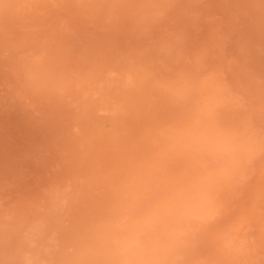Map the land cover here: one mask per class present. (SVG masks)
<instances>
[{
	"label": "bare ground",
	"instance_id": "bare-ground-1",
	"mask_svg": "<svg viewBox=\"0 0 264 264\" xmlns=\"http://www.w3.org/2000/svg\"><path fill=\"white\" fill-rule=\"evenodd\" d=\"M208 1L0 0L5 106L52 151L14 155L31 184L1 153L0 264H264L263 1Z\"/></svg>",
	"mask_w": 264,
	"mask_h": 264
},
{
	"label": "rangeland",
	"instance_id": "rangeland-1",
	"mask_svg": "<svg viewBox=\"0 0 264 264\" xmlns=\"http://www.w3.org/2000/svg\"><path fill=\"white\" fill-rule=\"evenodd\" d=\"M206 1H208V0H206ZM214 1H215V0H214ZM214 1H213V0H212V1L209 0V1H208V4H209V8L211 7L212 12L215 13V12L220 8L221 3H220L218 0H216L218 3H215L216 1H215V2H214ZM262 1H263V2H261V3H262L263 5H261V6H263V7H261V8L263 9V8H264V0H262ZM209 2H210V3H209ZM211 3H212V4L214 3V4L211 5ZM219 3H220V4H219ZM255 3H257V2L255 1ZM255 3H254V4H255ZM258 3H259V1H258ZM258 3L255 4V6H256V5H259ZM261 3H260V4H261ZM215 4H216V5L219 4V6H216V7H217V8H216V7H214ZM207 6H208V5H207ZM209 8H208V9H209ZM261 8H260V9H261ZM211 9H210V11H211ZM216 9H217V10H216ZM260 9H259V10H260ZM262 9H261V11H259V12L262 13V11H263ZM214 10H216V11H214ZM257 11H258V10H257ZM253 15H254V14H253ZM251 16H252V15H251ZM249 28H250V27H249ZM1 89H2V88H0V95H1V97L3 96L4 98L1 100V97H0V101H1L0 103H2V102L4 103V108H5L6 110L3 108L2 104H0V110L3 108V110L0 111V126H1V123H2L5 119L8 118L7 121H10L9 117H12V118H13V119L11 118V120H12L13 122L10 121V123H11V122H12L13 124H16V123H17V125H18V129L24 128V127H25L24 124H26L27 126L25 127L26 129H25V128H24V129H21V130H23V131H21V130L15 129V127H16L17 125H14V126H15V127H14L13 124H10V125H12V128H10L11 126L9 127V124H8V125H7V124H4V123L2 124V126L6 127V128L3 127L5 130L7 129L6 132H7V131H10L8 128L11 129L10 134H11V132H14V133H12V135L14 136V137L12 136V138H13L14 140L11 138V135L9 134V132H7L8 135H7L6 133H5V134H6L7 136L10 135V137H9V138H7V137L5 138V136H6V135H5V136H4V138H5L4 140H5V141H4L3 138H1V137H2V136H1L2 133L0 132V133H1V134H0V138H1V140H2V141L0 140V142H1L0 144H1V145L4 144V145L6 146L7 143H8V146H9V143H10L11 141H13L14 144H17V149H16L15 147H14V148H15V149H14L13 147H8V146H6V147L3 148V146H0V150H1L0 154L3 152L2 154L5 155V157H6V155H7V159H8L9 161H11V157L14 158V159H15V158L17 159L18 156L20 157L19 154H18L16 157H14V155L16 154V152H20V151H22V152H20V154L22 153V156H23V153L26 154V157H25L26 160H25V158H23L24 161H26V162H27V160H30V159L35 155V157H33V158H36V159L34 160V162H33V161H32L31 163H29V161L27 162L29 165L33 164V165L35 166V168H34V166L32 165L33 168H34V170H33V169L31 168V166H30V169H32V171H29V169H28L29 166H28V165H27L28 167L26 166V163H24L23 159L20 160L21 158H20V159L18 158L17 160H18V161L20 160V161H19V162L17 161V162H15V163H18V165H17V164H16V165L19 166L18 170H19V169H20V170L17 171V172L19 173V172L21 171L20 173L23 174L24 172L27 173L26 170H28V173H32V176H31V177H32L33 179H34L35 177L37 178L38 176L41 177L42 171L44 170L45 165H46V162H47L48 160H47V161H44V160H43V162H42V159H40L39 156L41 157L42 154H43V156H45V155H47V152H48V155H51V154H49V152L51 151V150H49L50 148H47V147L50 145V143H49V141H47V142L45 141V140H50V139L48 138V136H47L48 134L45 135L46 132L41 131V132H43V133H42L43 135H41V133H38V132H37V131H39L38 129L40 128L39 125H42V123H40V124L38 125L39 122L37 123L36 120H35V121L32 120V122L34 121V122H33L34 124H33L31 121H30L31 123L28 122V123H30V124H27V123H25V122L22 123L23 120H22V122H21L20 119H19V117H20L21 114L17 116V112H15V116L13 117V116H12V115H13V113H12L13 110L11 109V110H12V111H11V110L9 109V107L6 105L7 108L9 109V110H8V109L6 108V106H5V104L8 103V100H6L7 97H5V96H6V95L8 96V94L10 93L11 90H9L8 88H7V89H3V90H1ZM9 96H10V95H9ZM9 96H8V97H9ZM5 100H6V101H5ZM11 101L13 102L12 98H11L10 101H9V102H10V105H11ZM5 102H6V103H5ZM17 104H19V103H17ZM8 105H9V103H8ZM12 105H14V104H12ZM1 107H2V108H1ZM3 111H5L6 114H7L8 111H11V113L8 112L7 115H10V114H12V115L7 116L6 114H3ZM1 113H2V114H1ZM19 113H20V112H19ZM3 116H4V117H3ZM16 116H17V117H16ZM2 118H3L4 120H1ZM14 118H15V119L18 118L17 121H16ZM20 118H21V117H20ZM22 119H23V117H22ZM14 120H15V121H14ZM19 121L21 122L22 126L19 125V124H20ZM35 123H37V124L35 125ZM47 124H49V123H47ZM47 124H46V125L43 124V125H45V126L42 127V128H44V129H42V130H45V129L48 127ZM34 125H35V127H34ZM53 125H54V124H51V125L49 124V127H50V126H53ZM55 125H57V124H55ZM2 126H1V127H2ZM37 126H38V127H37ZM20 127H21V128H20ZM27 127H29V129H28ZM32 127H33V128H32ZM49 127H48V128H49ZM53 127H54L53 129H54V131H55V129H57L58 126H53ZM55 127H56V128H55ZM3 128H2V129H3ZM16 128H17V127H16ZM31 128H32V129H31ZM37 128H38V129H37ZM48 128H47V129H48ZM51 128H52V127H50V130H52L51 132L53 133V129H51ZM4 129H3V130H4ZM14 129H15L16 131H15ZM30 129H31V130H30ZM33 129H34V130H37V131L35 132ZM5 130H4V132H5ZM13 130H14V131H13ZM17 130H18V132H17ZM25 130H27V131H29V132H27V131H25ZM50 130L48 129L47 131L50 132ZM0 131H1V128H0ZM24 132H25V134H24ZM32 132H33V134H32ZM34 132H35V134H34ZM39 132H40V131H39ZM15 133H16V134H15ZM44 133H45V134H44ZM52 133H49V134H52ZM21 134H22V135H21ZM26 134H28V135H26ZM36 134H37V136H36ZM38 134L42 136V139H41V136L39 137L40 139L38 138V136H39ZM29 135H30V136H29ZM44 135H45V137H44ZM34 136L37 137V139H35V140H38V143H36V144H38V145H39V144H42V147H41L40 145H39V146L41 147L42 150H43V149L45 150V151L43 150L42 154L39 153L40 155H38V156H36V154H38V152H39L38 150H39L40 148H38V150H37V149L35 148V145H36L35 142H34V143H31V140H32V141L34 140V138H33ZM30 137H31V138H30ZM10 138H11V141L9 142ZM28 139H31V140H29V141H30V144H29ZM7 140H8V142H6ZM39 140H41L40 143H39ZM42 140H43V142L45 141L44 143H48V144H44V143L42 142ZM15 141H16V143H15ZM3 142H4V143H3ZM13 142H12V144H13ZM2 143H3V144H2ZM12 144H10V146H14V144H13V145H12ZM31 144H32V145H31ZM34 144H35V145H34ZM26 145H27L28 147L30 146L31 149H30V148H27ZM45 145H46V146H45ZM20 146H21V147H20ZM22 146H24V147L26 148V151H28V150L31 151V150H32V151H31L32 154H30V157H29L30 159H28V157H27V152L25 151V148H23ZM39 146H38V147H39ZM43 146H45L47 149H46L45 147H43ZM19 147L21 148V150H19ZM36 147H37V146H36ZM6 148H8V149H9V148H13V149H11V150L9 149L8 152H7V151H6ZM32 148L35 149V152H36V151H38V152H37L36 154H34L35 152H34V150H33ZM41 149H40V150H41ZM2 150H3V151H2ZM14 150H15V151H14ZM46 150H47V152H46ZM4 151H5L6 153H4ZM9 151H11V153H14V152H15V153H14V154H11ZM13 151H14V152H13ZM24 151H25V152H24ZM30 151H29V152H30ZM29 152H28V154H29ZM31 152H30V153H31ZM40 152H41V151H40ZM45 152H46V153H45ZM7 153H9L10 155L7 154ZM44 153H45V154H44ZM51 153H52V151H51ZM2 154H1V158H2V156H3ZM11 155H12V156H11ZM31 155H32V156H31ZM8 156H9V157H8ZM10 156H11V157H10ZM22 156H21V157H22ZM28 156H29V155H28ZM43 156H42V157H43ZM23 157H24V156H23ZM48 157H49V156L45 157V159H47ZM3 158H4V156H3ZM33 158H32V160H33ZM37 158H38V159H37ZM5 159H6V158H4V159H0V160H1V162H2V161H4ZM12 160H13V159H12ZM9 161H4L3 164H5V162H9ZM15 161H16V160H15ZM22 161H23V162H22ZM30 161H31V160H30ZM1 162H0V166H2ZM20 162L24 163L25 166H26L27 168H25V166H23V167L25 168L24 170H23L22 168H20V166L23 165V164H20ZM7 164H8V163H7ZM19 164H20V165H19ZM38 167H40V168L38 169ZM42 167H43V170L40 171V170L42 169ZM15 168L17 169L16 166H15ZM22 170H23L24 172H23ZM34 171L37 173L36 175H38L39 172H40L41 174H39L38 176H36V175L34 174V173H35ZM37 171H39V172H37ZM33 172H34V173H33ZM8 173H9V172H8ZM8 173H6L8 176L5 175V174H1V177H4V178H5V177H8V178H9V176L11 177V175L8 174ZM20 173H19V174H20ZM25 173H24V174H25ZM19 174H18V175H19ZM4 175H5V176H4ZM30 175H31V174H30ZM34 175H35V176H34ZM25 176H26V179L29 180V178H28L29 175H26V174H25ZM1 177H0V178H1ZM31 177H30V178H31ZM4 178H3V179H4ZM32 178H31V179H32ZM36 178H35V179H36ZM31 179L29 180V181H30V184H31V182H32ZM37 179H38V178H37ZM0 180H1V179H0ZM27 180L25 181V184H26ZM39 180H40V178H39ZM1 181H2V180H1ZM30 184L27 183L28 186H30ZM43 185H44V184H43ZM43 185H36V186H34L35 190L32 189V190H33L32 192H35V191L40 192V190L38 191V189H40V188L42 189ZM23 186H24V187H23ZM25 186H26V185H22V187H21L20 189H18V191L20 190L22 194L25 193V194L29 195L27 191L31 190V188L29 189L28 186H27V187H25ZM41 186H42V187H41ZM38 187H39V188H38ZM23 188H25L26 190L24 191ZM22 190H23V191H22ZM21 193L19 194V195L21 196V198H22L23 196H27V195H25V194H24V195H21ZM35 193H36V192H35Z\"/></svg>",
	"mask_w": 264,
	"mask_h": 264
}]
</instances>
